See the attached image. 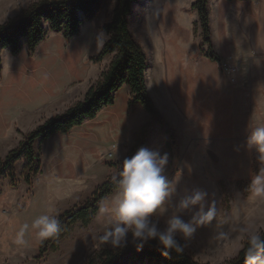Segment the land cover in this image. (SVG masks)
Instances as JSON below:
<instances>
[{
  "label": "rangeland",
  "instance_id": "rangeland-1",
  "mask_svg": "<svg viewBox=\"0 0 264 264\" xmlns=\"http://www.w3.org/2000/svg\"><path fill=\"white\" fill-rule=\"evenodd\" d=\"M37 1L0 0V24L18 17ZM190 1L138 0L133 4L129 22L139 45L142 46L138 27L153 11L160 14L157 15L159 17L164 11L163 25L169 30L172 27L183 32L189 30L193 33L194 30L201 36L192 6L186 10ZM116 2L104 0L98 17L86 23L80 34L71 40L50 32L34 52L24 49L18 56H12L7 50L2 52L0 160L3 161L36 126L47 120L45 113L44 116L33 114L34 110L58 102L59 108L50 114H60V111L82 100L89 87L108 68L113 55L99 63L93 59L108 40L103 28L111 21ZM168 16L171 19L166 21ZM251 61L252 58H239L233 62V69L229 64L220 63L224 72L233 70V85L236 86L233 110L240 115L242 119L239 121L245 127V131L234 136L233 141L237 145H233L232 163L218 156L216 151H191L184 159L175 147L173 150L168 145V150L154 149L161 155L168 154L166 174L169 179L179 181V195L174 200L183 196L185 189L198 188L208 193L207 204L215 202L220 223L214 220L211 226L198 228L185 248L194 260L201 263L230 261L243 249L247 232L264 233V198L253 196L247 190L252 176L261 167L257 153L247 148L248 128L250 124L264 125V69L258 68V63L251 71ZM131 98L130 89L123 87L115 100L116 112L126 119V131L129 124L125 114L132 113L133 107L129 106ZM243 115L247 116L246 119ZM156 128L157 125L149 139ZM116 132L118 126L115 123L114 128L105 131L103 136L110 140ZM88 137L92 140L86 141L83 133V137L76 140L53 136L45 142H35L34 149L41 156L42 172L31 186L23 179L24 159L14 166L19 180L17 187L12 186L9 178H0V264H86L89 257L100 249L116 248L111 237L105 238L114 229L113 217L110 211L102 213L101 209H111L119 190L101 202L99 212L89 225L77 222L54 241L56 250H49L44 257H39L45 238L37 237L38 230L33 228V222L42 215L55 216L59 220L65 212L87 203L97 189L119 176L123 160L136 146L135 143L130 149L127 139V144L121 146L108 144L107 140L100 142V133ZM148 143L146 148L149 149ZM190 216L191 213H186L184 218L190 219Z\"/></svg>",
  "mask_w": 264,
  "mask_h": 264
},
{
  "label": "crops",
  "instance_id": "crops-1",
  "mask_svg": "<svg viewBox=\"0 0 264 264\" xmlns=\"http://www.w3.org/2000/svg\"><path fill=\"white\" fill-rule=\"evenodd\" d=\"M195 2L196 0H191L186 10ZM208 7L213 45L222 64H229L233 69V62L239 58H252L251 71L258 63V68L264 69V43L259 44L257 41L264 42V0H210ZM161 14L159 17L157 15L160 14H154L153 11L148 20H144L138 27L142 43L140 46L149 61L148 93L165 122L173 129L174 147L181 153V158H187L191 151H216L218 156L232 163L233 145L236 144L234 136L239 131H245L243 122L239 121L242 118L233 110V101L236 100L233 70L224 72L220 64L199 53L200 32L196 34L193 30L198 23L197 12L194 14L196 21L192 27L193 33L189 30H173V27L169 30L163 25L164 11ZM166 18V21L171 19L169 16ZM135 39L138 40L136 37ZM254 53L257 56H252ZM52 104L37 108L33 114L44 116L45 113L46 119L55 117L58 113L50 112L56 111L60 105L58 102ZM68 108L60 111V114ZM125 115L129 124L128 131L125 130V117L116 112L114 105L103 109L96 119L73 129L69 133L71 135L55 136L76 140L85 133L86 141H91L92 137L88 135L100 133V142L107 140L108 144L116 143L121 146L129 141L128 147L131 149L142 129L152 120L140 105L133 106L132 113L129 115L127 112ZM242 117L246 119L247 116ZM115 123L118 132L110 140L104 138L103 133L114 128ZM159 128L157 126L156 132L149 139L148 147L151 150H168L170 136Z\"/></svg>",
  "mask_w": 264,
  "mask_h": 264
},
{
  "label": "trees",
  "instance_id": "trees-1",
  "mask_svg": "<svg viewBox=\"0 0 264 264\" xmlns=\"http://www.w3.org/2000/svg\"><path fill=\"white\" fill-rule=\"evenodd\" d=\"M137 1L117 0L111 21L103 28L108 40L93 61L99 63L107 56L114 57L99 80L89 87L82 100L37 126L17 149L12 150L3 161L0 160V178L2 176L9 178L12 186L17 187L19 180L14 172V166L24 159L26 164L23 179L31 186L42 172L41 156L34 149L35 142H45L57 134H69L73 129L83 126L85 122L96 119L103 109L115 105L117 93L125 86L131 89L132 99L129 106L140 105L152 120L142 129L141 136L128 157L134 155L139 148L146 147L155 125L170 136L168 147L173 150L174 131L165 122L148 93L147 54L136 41L130 28L129 16L133 4ZM209 1L196 0L192 5V10L197 12L201 31L199 53L206 59L220 64L221 58L212 42ZM103 3L104 0H39L18 17L0 24V71L3 51L7 50L12 56H18L24 49L34 52L50 32L61 34L66 40H71L80 34L86 23L93 22L98 17ZM119 179L120 176L103 184L87 203L65 212L59 219L58 234L44 239L39 257H44L49 250H56L57 244L54 241L77 222L89 225L99 212L101 202L119 190ZM261 235L264 236V233ZM247 246L248 240L237 257L223 264H245L244 254ZM161 251L155 240L149 241L140 251L129 243L127 247L100 249L89 257L86 264H208L194 260L186 250L179 256L175 252L171 253L170 259L163 257Z\"/></svg>",
  "mask_w": 264,
  "mask_h": 264
},
{
  "label": "clouds",
  "instance_id": "clouds-1",
  "mask_svg": "<svg viewBox=\"0 0 264 264\" xmlns=\"http://www.w3.org/2000/svg\"><path fill=\"white\" fill-rule=\"evenodd\" d=\"M246 145L257 153L261 164L247 190L264 198V125H249ZM168 162L167 153L161 155L146 147L123 160L119 191L111 209H101L102 213L110 211L113 217L114 229L105 238L111 237L114 247H127L131 243L140 251L155 240L162 249L161 255L170 259L173 252L178 256L184 253L198 228L211 226L214 220L220 223L215 202L207 204V192L185 189L183 196L173 199L179 195V181L169 179L166 174ZM186 213H191L190 219L184 218ZM33 228L38 230V238L54 237L60 230V222L55 216L42 215L33 222ZM247 240L245 264H264V236L247 232Z\"/></svg>",
  "mask_w": 264,
  "mask_h": 264
}]
</instances>
